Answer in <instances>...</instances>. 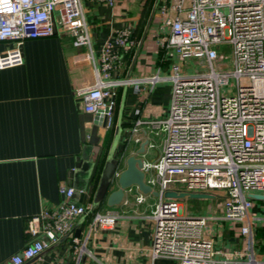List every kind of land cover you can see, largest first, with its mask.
I'll use <instances>...</instances> for the list:
<instances>
[{"label":"built area","instance_id":"built-area-1","mask_svg":"<svg viewBox=\"0 0 264 264\" xmlns=\"http://www.w3.org/2000/svg\"><path fill=\"white\" fill-rule=\"evenodd\" d=\"M82 2L0 0V42L7 44L0 51V69L23 63L24 40L49 37L55 28L65 32L72 46L87 48L91 64L90 82L76 87L74 94L84 112L104 116V130L113 125L118 88L131 86L137 92L141 84L151 89L168 80L167 114L146 119L136 110L124 140L138 145L142 134L160 139L156 160H142L140 168L143 183L156 196L143 194L133 185L123 190L121 200L132 188L137 192L136 204L152 196L144 215L152 224L151 259L168 258L177 264H264L253 248L259 218L253 206L264 201L249 196H264V0H160L158 48L177 57H201L208 70L185 75L172 64L167 77L156 72L138 78L113 76L121 67L118 50L135 44L129 28L115 30L94 54ZM153 147L146 138L144 149ZM118 171L117 167L115 177ZM167 190L212 197L221 193L223 212L191 216L183 212L177 198L163 196ZM57 193L60 200L55 206L25 218V245L10 256L9 264L36 258L62 238H69L71 264H83L85 258L98 262L87 243L96 230L113 229L118 214L91 209L90 202L72 201V187L59 184ZM83 221L85 228L76 236L75 228ZM227 223L245 237L242 250L225 251L217 245L213 226Z\"/></svg>","mask_w":264,"mask_h":264},{"label":"crops","instance_id":"crops-1","mask_svg":"<svg viewBox=\"0 0 264 264\" xmlns=\"http://www.w3.org/2000/svg\"><path fill=\"white\" fill-rule=\"evenodd\" d=\"M133 1L115 0L112 6H107L97 1L83 0L91 49L97 54L102 42L115 30L129 28L135 44L127 50H118L121 67L113 73V76L126 78L138 40L153 9L128 78L149 76L156 72L167 77L177 56L168 55L157 46V38L161 34L157 14L160 0H147L148 16L141 29L134 25ZM6 46V43L0 42V51ZM22 54L21 65L0 69V264H9L10 256L18 254L24 247L25 218L42 208L50 209L59 202V184L73 188L72 201L80 204L92 202L124 87L117 90L113 125L106 130L98 127L97 144L89 152L87 144L93 114L82 110L81 100L74 94L76 87L91 80L87 48L72 46L71 38L55 28V33L49 37L24 40ZM159 82H166L170 86L166 79ZM125 87L119 143L125 142L136 110L142 118L164 117L170 94L169 90L165 107H161L155 84L151 89L147 84H141L137 92L131 86ZM150 135L153 134H142V142ZM107 138L108 143L104 144ZM133 145V148L125 149L124 156L132 154L140 143ZM146 150L143 147V155L138 157L148 162L156 160L157 156L147 158ZM86 161H92L91 165ZM122 168L118 165L119 170ZM113 183L107 194L117 187ZM136 193L132 188L124 194V202L111 207H105V201L99 204L98 207L102 209L116 212L118 218L113 229L96 230L87 243L99 263L85 258L83 264H154L157 260L177 264L168 258L151 259L152 224L144 215L148 214L153 199L147 196L143 203L136 204ZM147 198H151V201ZM180 204L183 209L184 204ZM253 211L259 217L253 230L254 254L259 260H264V204L255 202ZM187 214L214 215L199 211ZM84 223L75 228L78 229L77 235L74 231L76 236L84 230ZM213 227L217 228V231L213 229L216 243L223 250H242L245 237L237 227L227 224ZM70 256L69 238H62L38 257L22 264H71Z\"/></svg>","mask_w":264,"mask_h":264},{"label":"water","instance_id":"water-1","mask_svg":"<svg viewBox=\"0 0 264 264\" xmlns=\"http://www.w3.org/2000/svg\"><path fill=\"white\" fill-rule=\"evenodd\" d=\"M157 1V0H156ZM155 1V4H156ZM154 4V5H155ZM153 15V9L150 12V16L145 24L143 32L138 40L136 49L133 53L130 66L128 72L126 73V78L129 77V71L133 66L135 58L137 56L138 50L141 46L143 38L145 36L147 27L149 25V21ZM125 86L123 87L122 94L120 97L119 105H118V115L114 124L113 135L111 142L109 144L108 150L105 155V159L103 161L100 174L98 177V181L92 196L91 209H95L99 206L102 201H105L107 206H114L121 202L123 197V190L130 187L135 186L136 189L143 193H150L152 196H156V192L151 190L148 185L143 183V172L141 171L142 159L138 157L141 153H143V147L145 144L141 142L138 148L127 156H124V152L126 149L125 143L118 142V138L121 132V112L123 108V101L125 96ZM104 116L100 112L93 114L91 121L90 134L88 138L89 147H94L97 144V136L96 132L98 127L104 126ZM123 161V168L118 171L117 176L115 177V171L119 165V163ZM115 177V178H114ZM117 184V187L114 190H111L107 194V190L112 181ZM163 196L166 198H211L212 195L205 193H194V192H174L172 190H167L163 192ZM249 196L255 200L264 201V196L261 194H249ZM77 203V202H76Z\"/></svg>","mask_w":264,"mask_h":264},{"label":"rangeland","instance_id":"rangeland-1","mask_svg":"<svg viewBox=\"0 0 264 264\" xmlns=\"http://www.w3.org/2000/svg\"><path fill=\"white\" fill-rule=\"evenodd\" d=\"M151 3V2H150ZM149 2L147 3V0H134L133 1V10L134 15L136 16L134 18V25H137L139 29H141L147 19L148 16V10H149ZM172 64H176L179 73L185 74V75H201L207 72V64L201 57H193V56H181L179 55L176 57ZM156 85L157 95L159 97V104L161 107H165V99H166V93L169 92L170 86L166 82H159ZM169 103V102H168ZM110 133V131H109ZM108 139V138H107ZM150 141L154 144L153 148H148L146 150L147 158L156 157L159 155L160 151V139L158 136H149ZM105 144V140H104ZM120 144V143H119ZM87 151L90 152L91 147L87 144ZM134 145L132 143H128L126 145L127 148H133ZM92 161H86V164L91 165ZM123 166V161L119 163V167ZM114 181H112V185ZM152 198V196H150ZM151 198H147L148 201H151ZM224 196L221 195V193L215 194L211 198H178V200L184 204L183 212L186 213H195L196 211H199L202 214H221L223 212L222 208V200ZM153 199V198H152ZM105 207H111V206H105ZM230 225L227 223V226ZM212 224L208 223V227H211ZM233 227H237L235 225H232ZM87 229V228H86ZM215 231H217V228L213 227ZM213 230V234H215ZM75 234H78V229L75 230ZM154 264H168L166 261H155Z\"/></svg>","mask_w":264,"mask_h":264},{"label":"trees","instance_id":"trees-1","mask_svg":"<svg viewBox=\"0 0 264 264\" xmlns=\"http://www.w3.org/2000/svg\"><path fill=\"white\" fill-rule=\"evenodd\" d=\"M108 143V139H105V144H107Z\"/></svg>","mask_w":264,"mask_h":264}]
</instances>
